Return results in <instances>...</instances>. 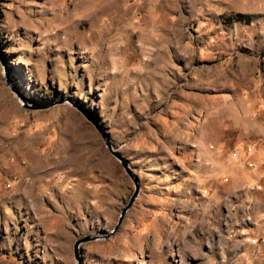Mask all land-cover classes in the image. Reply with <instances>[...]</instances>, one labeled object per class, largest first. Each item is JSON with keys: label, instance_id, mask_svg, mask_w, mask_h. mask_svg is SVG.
Returning <instances> with one entry per match:
<instances>
[{"label": "rangeland", "instance_id": "rangeland-1", "mask_svg": "<svg viewBox=\"0 0 264 264\" xmlns=\"http://www.w3.org/2000/svg\"><path fill=\"white\" fill-rule=\"evenodd\" d=\"M97 128L139 192L79 264H264V0H0V264L113 227Z\"/></svg>", "mask_w": 264, "mask_h": 264}, {"label": "water", "instance_id": "water-1", "mask_svg": "<svg viewBox=\"0 0 264 264\" xmlns=\"http://www.w3.org/2000/svg\"><path fill=\"white\" fill-rule=\"evenodd\" d=\"M49 105L50 104H46V105H42V106H32V109L44 108V107H47ZM98 131L100 132V136L103 140V143H104L107 151L119 162L120 166L122 167L124 172L127 174L129 179L131 180L132 185H133V190H132L131 194L129 195L127 202L120 208L118 216H117V220L110 230L104 232L100 236H89L88 235V236H82L81 238H77L74 240L73 245H72V255H73V258L75 259L77 264H79V262H80V257H79V245H80V243L87 241V240H90V239H96L99 237L107 238L110 235H112L117 230V228L119 227L126 210L130 207V205L132 204L133 200L135 199V197L137 196V194L139 192L138 178L133 173V171L129 165L128 160L125 157H123L119 151H117L116 149H114L111 146L109 139H108V136L105 133H102V131L100 129H98Z\"/></svg>", "mask_w": 264, "mask_h": 264}, {"label": "trees", "instance_id": "trees-1", "mask_svg": "<svg viewBox=\"0 0 264 264\" xmlns=\"http://www.w3.org/2000/svg\"><path fill=\"white\" fill-rule=\"evenodd\" d=\"M234 17V19H241V18H244V19H248L249 18V16L248 15H243V14H239V13H236V14H234V16H229L228 17V20L229 21H231V19ZM12 76H14V75H12ZM42 105H45V104H42ZM41 104L40 105H38V106H42Z\"/></svg>", "mask_w": 264, "mask_h": 264}]
</instances>
